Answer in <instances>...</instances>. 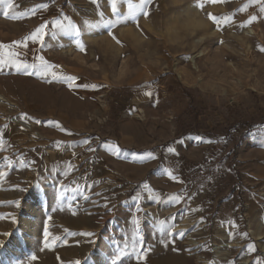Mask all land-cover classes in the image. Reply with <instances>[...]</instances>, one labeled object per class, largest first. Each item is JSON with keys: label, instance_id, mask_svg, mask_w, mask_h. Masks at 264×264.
<instances>
[{"label": "rangeland", "instance_id": "rangeland-1", "mask_svg": "<svg viewBox=\"0 0 264 264\" xmlns=\"http://www.w3.org/2000/svg\"><path fill=\"white\" fill-rule=\"evenodd\" d=\"M140 4L0 0V264H264V0Z\"/></svg>", "mask_w": 264, "mask_h": 264}, {"label": "snow or ice", "instance_id": "snow-or-ice-1", "mask_svg": "<svg viewBox=\"0 0 264 264\" xmlns=\"http://www.w3.org/2000/svg\"><path fill=\"white\" fill-rule=\"evenodd\" d=\"M210 2L216 3V2H218V0H210ZM149 3H150V0H141L140 8L141 9L146 8ZM199 6L201 8L204 7V5L202 3ZM41 7H47V5H42ZM131 7H132V5H129V8H131ZM8 8L9 9L12 8V4L11 3L8 4ZM112 10H113V12L116 11V0H112ZM148 14L149 13L147 11L144 12V15H148ZM5 15H7V13H5ZM210 18L214 22L219 23V18H217L216 16H212L210 14ZM253 19H255V17H253ZM227 20H228V17H225L224 18V21L227 22ZM109 23H113V22L110 20ZM55 25H56V27L61 28V29H63V27H64V25H62L60 23V21H56L55 22ZM47 28H48V24L41 25L40 27H38L36 29V31L30 37H28V39H31L33 41H37L38 40L41 43V45H43L44 44V37L47 36V35H49V33L46 31ZM75 34L77 36L80 35L79 29H76L75 30ZM51 35L55 36L56 35L55 31H53L51 33ZM262 51H264V49H262ZM18 55H19L18 53H9L8 60H4V59L0 58V64L10 63L17 70H20L21 68H23V69L26 70V69H28L30 67H33V68L35 67L34 65H29V64H26V63H23V62L17 63L16 61L18 59ZM41 60L43 61V58H41ZM49 71H50V66L47 63L42 62L41 65H40V73L42 75H47L49 73ZM51 75L53 77H55L56 76V73L55 72H51ZM70 79H75V78H70ZM86 86L87 85H85V87ZM147 94L148 95H151L150 92L147 93ZM169 151H173V149H169ZM173 179H175V177H173ZM173 199H178V197H173ZM134 223H136V222H134ZM88 235H91V234H88ZM180 235L183 236V233H180ZM136 247L139 248V249H141V250L143 249L142 239H140V240L137 241ZM136 258H137V260H139L140 256L138 255ZM33 259H35V257H33ZM118 259H119V257H118ZM77 264H79V262H77Z\"/></svg>", "mask_w": 264, "mask_h": 264}, {"label": "bare ground", "instance_id": "bare-ground-1", "mask_svg": "<svg viewBox=\"0 0 264 264\" xmlns=\"http://www.w3.org/2000/svg\"><path fill=\"white\" fill-rule=\"evenodd\" d=\"M2 101L5 102V99H1ZM251 233V232H250ZM252 233L254 234V236L257 238L260 244V247L262 248V250L264 251V235L261 234V232H259V230L257 231H252Z\"/></svg>", "mask_w": 264, "mask_h": 264}]
</instances>
